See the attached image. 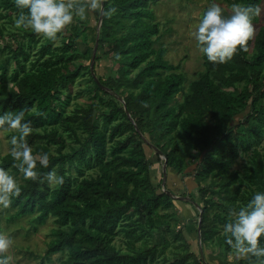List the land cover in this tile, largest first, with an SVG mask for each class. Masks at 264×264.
<instances>
[{"label": "trees", "instance_id": "16d2710c", "mask_svg": "<svg viewBox=\"0 0 264 264\" xmlns=\"http://www.w3.org/2000/svg\"><path fill=\"white\" fill-rule=\"evenodd\" d=\"M159 1L105 0L117 13L103 16L98 32L94 13V28L77 20L54 44L16 29L15 0H0V38H9L0 44V115L34 106L25 115L33 128L27 143L34 154H49V167L37 166L40 180L53 169L65 179L53 187L25 180L7 152L0 167L22 177L21 195L9 208L12 218L34 215L38 224L51 218L46 254H64L62 264H206L185 237L182 228L190 225L181 224L167 189L199 205L191 203L202 212V251L218 250L220 264H249L232 254L223 225L230 209L264 192V23L248 52L225 64L202 54L203 70L187 82L181 64L165 58L153 10ZM101 61L108 63L103 74ZM144 145L160 150L173 172L192 176L197 193L164 191ZM241 153L247 160L234 168Z\"/></svg>", "mask_w": 264, "mask_h": 264}, {"label": "clouds", "instance_id": "9594fccd", "mask_svg": "<svg viewBox=\"0 0 264 264\" xmlns=\"http://www.w3.org/2000/svg\"><path fill=\"white\" fill-rule=\"evenodd\" d=\"M15 6L20 10L14 19L16 29L31 30L57 43L70 25L77 20H87L89 12L109 19L117 13L115 6L105 8V0H15ZM262 12L264 8L260 5L233 3L226 12L221 5L211 3L190 35L197 42L199 52L209 62L225 64L240 51H249V42L256 34L253 19ZM143 106L147 107V104ZM32 111H35L34 106L0 115V133H15L10 136L8 150L14 161L13 167L25 180L47 181L49 187L63 185L64 176L58 175L55 169L44 174V179L40 180L41 173L37 166L48 168L49 154H34L27 143L33 128L30 122L25 121V115ZM20 195L21 186L17 179L10 170L0 167V206L9 208L13 198ZM223 235L238 260L264 264V192L255 193L246 205L230 209L228 222L223 225ZM13 243L11 237L0 233V264H13V257L8 254Z\"/></svg>", "mask_w": 264, "mask_h": 264}, {"label": "rangeland", "instance_id": "374dc122", "mask_svg": "<svg viewBox=\"0 0 264 264\" xmlns=\"http://www.w3.org/2000/svg\"><path fill=\"white\" fill-rule=\"evenodd\" d=\"M211 3H217L225 8L230 7V4L224 0H160L153 6L156 21L159 22L161 29L160 43L167 49L165 58L171 64H181V70L185 73L187 82L194 79L197 72L203 70L202 54L199 52L197 42L190 33L195 29V25L202 16L203 10ZM261 7L264 8V0ZM85 21L91 29L94 28L96 25L95 14L89 12ZM262 23H264V12L260 15L259 22L254 25L257 28ZM8 39V37H5L4 40L0 38V44H4ZM50 43L57 44V42L53 41H50ZM89 44L92 45L91 43ZM79 47L84 51V45H79ZM107 68L108 63L101 61L98 65L99 74H103ZM181 97L178 94L177 98L181 99ZM9 140L10 135L8 133H0V157L8 152L10 148ZM144 149L151 164V175L155 177L156 181L162 182L163 177L161 174L164 161L160 157L155 156L156 153L147 145H144ZM246 160L247 155L241 153L234 168L241 169ZM194 168L195 166L191 165L185 172L189 173ZM12 175L17 179L18 183L21 182V175ZM166 186L172 190L177 189V187H180V189L184 188L181 190L182 194H188V192L197 193V186L192 176H181L169 168H167V178L164 187ZM185 197L189 198L188 196ZM181 201L178 198L174 199L176 208L183 216L181 224L184 226L190 225V228H182V231H184L192 249L198 250L200 248V237L196 230V225L197 221H199L200 213L199 215L196 213V209L192 205L194 202L186 204ZM195 201L199 202V196H197ZM14 212L10 208L4 209L0 206L1 231L14 241L8 253L13 257V264H62V259L65 258L64 254L56 253L48 257L46 254L48 241L52 238L51 229L55 227L51 218L44 224H38L34 215L12 218ZM116 241L117 244L120 242L119 239H116ZM203 254L208 264L221 263V259L218 257V250L215 248L213 250L212 248H206ZM230 260H232V256L227 258L226 263H230Z\"/></svg>", "mask_w": 264, "mask_h": 264}, {"label": "water", "instance_id": "95a60500", "mask_svg": "<svg viewBox=\"0 0 264 264\" xmlns=\"http://www.w3.org/2000/svg\"><path fill=\"white\" fill-rule=\"evenodd\" d=\"M102 15H100L99 16V22H98V27H97V32L99 31V26H100V24H101V20H102ZM97 44H98V33H97V37H96V40H95V44H94V49H93V53H92V58H91V63H90V69H91V72H92V74H93V76L95 77V79H96V76H95V74H94V72H93V63H94V58H95V55H96V50H97ZM125 110H126V113H127V115L130 117V115H129V112L127 111V109H126V107H125ZM131 119V118H130ZM137 129V128H136ZM151 147H152V149L156 152V153H158L159 154V156L164 160V165H163V167H162V182H161V185H162V187H163V190L165 191L166 189H165V187H164V185H165V181H166V178H167V167H166V164H167V162H166V159H165V157L162 155V153H161V151L160 150H158L155 146H153V145H151ZM167 191V194L168 195H170L171 197H173V198H178L179 200H189V198H187V197H179V196H176L174 193H173V191H171V190H166ZM194 205L197 207V208H199V205L197 204V203H194ZM201 214H202V212L200 211V218H199V221H198V226H197V231H198V234H199V231H200V226H201ZM200 236V235H199ZM200 258H201V260H203V261H205V263L206 264H208L207 262H206V260H205V257H204V254H203V251H202V248L200 247Z\"/></svg>", "mask_w": 264, "mask_h": 264}, {"label": "crops", "instance_id": "0c3cea01", "mask_svg": "<svg viewBox=\"0 0 264 264\" xmlns=\"http://www.w3.org/2000/svg\"><path fill=\"white\" fill-rule=\"evenodd\" d=\"M177 189H180V187H177Z\"/></svg>", "mask_w": 264, "mask_h": 264}]
</instances>
